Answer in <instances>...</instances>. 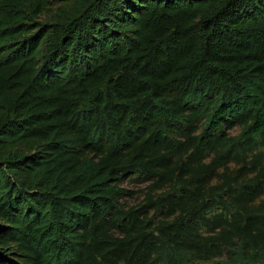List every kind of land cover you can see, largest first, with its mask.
I'll return each mask as SVG.
<instances>
[{
    "label": "trees",
    "instance_id": "1",
    "mask_svg": "<svg viewBox=\"0 0 264 264\" xmlns=\"http://www.w3.org/2000/svg\"><path fill=\"white\" fill-rule=\"evenodd\" d=\"M263 197L264 0H0V264H264Z\"/></svg>",
    "mask_w": 264,
    "mask_h": 264
},
{
    "label": "rangeland",
    "instance_id": "2",
    "mask_svg": "<svg viewBox=\"0 0 264 264\" xmlns=\"http://www.w3.org/2000/svg\"><path fill=\"white\" fill-rule=\"evenodd\" d=\"M124 186L127 187L128 189L138 190L136 188H138L140 185H138V183H133V182H131V181L128 180V182H126ZM140 198L141 197L139 195H137L135 201H131V203H130L131 206L132 205H135L137 203V199L139 200ZM263 199H264V197H263ZM199 264H222V263H221V260H217L215 262L199 263Z\"/></svg>",
    "mask_w": 264,
    "mask_h": 264
}]
</instances>
